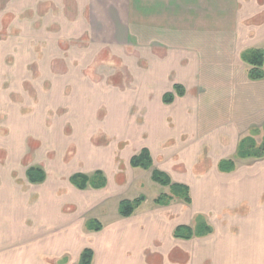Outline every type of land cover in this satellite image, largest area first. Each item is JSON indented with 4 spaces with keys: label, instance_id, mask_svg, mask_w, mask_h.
<instances>
[{
    "label": "crops",
    "instance_id": "0c3cea01",
    "mask_svg": "<svg viewBox=\"0 0 264 264\" xmlns=\"http://www.w3.org/2000/svg\"><path fill=\"white\" fill-rule=\"evenodd\" d=\"M66 1L72 0L61 5ZM138 3L139 28L134 20ZM86 4L76 6L91 10L93 18L95 11H126L125 23L121 14L120 22L141 48L145 114L141 144L129 164L143 149L149 150L156 169L173 183L189 187L192 204L177 199L149 209L143 198L132 217H118L121 224L88 230L87 222L100 223L91 212L104 202L103 190H79L70 181L76 173L70 174L67 194L36 198L35 222L46 223V228L35 231L39 243L28 261L13 256V264H78L85 249L94 251L93 264H264V158L237 160L232 172L219 169L221 162L235 158L243 138L256 130L264 134V80H250L241 58L245 50L264 44V23L248 24L264 15V4L257 0ZM102 19V25L110 24L109 14ZM176 86L183 95L176 93ZM169 94L174 100L166 104ZM97 151L86 175L103 167L110 186L109 176L119 180L122 166L112 154ZM121 177V184L127 185L128 178ZM133 198L129 201L142 197ZM182 226L201 230L209 226L212 233L176 238L174 232Z\"/></svg>",
    "mask_w": 264,
    "mask_h": 264
},
{
    "label": "rangeland",
    "instance_id": "374dc122",
    "mask_svg": "<svg viewBox=\"0 0 264 264\" xmlns=\"http://www.w3.org/2000/svg\"><path fill=\"white\" fill-rule=\"evenodd\" d=\"M66 2L0 0V264H13L19 255L28 261L39 243L35 231L46 228L35 222L36 198L67 194L70 174L89 175L97 150L122 166L119 180L109 176L104 202L91 212L103 227L119 222L120 201L137 194L150 209L170 192L152 180L151 171L129 164L141 144L145 111L141 48L119 19L121 14L125 23L126 11H95L93 18L91 10L76 6L93 0ZM107 14L110 24L102 25ZM250 23H264V15ZM259 48L264 51V44ZM262 139L258 135V144ZM32 166L50 180L29 183Z\"/></svg>",
    "mask_w": 264,
    "mask_h": 264
},
{
    "label": "trees",
    "instance_id": "16d2710c",
    "mask_svg": "<svg viewBox=\"0 0 264 264\" xmlns=\"http://www.w3.org/2000/svg\"><path fill=\"white\" fill-rule=\"evenodd\" d=\"M241 58L248 66V77L252 81L264 80V51L262 49H248L245 50ZM178 95H183V91L179 86L175 88ZM174 100V95L169 94L165 96L164 102L171 104ZM264 131V129H263ZM262 134V131H252L249 136L243 138L238 146L237 154L234 159L226 160L220 163L219 169L221 172H232L236 168V161L243 159H263L264 158V134L260 144L256 141V137ZM131 167L135 169H143L152 172V180L164 187L170 189L167 194H162L157 197L154 203L158 206H168L173 201L180 199L187 205L192 204V198L189 187L185 185L175 184L166 173L158 170L154 166L152 156L147 149H143L138 155L131 159ZM37 173L38 177H33ZM27 178L31 184H41L46 180V173L43 169L38 167H31L27 171ZM71 183L79 190H86L89 187L93 189H103L107 186V180L103 172H96L93 176L84 174H75L71 177ZM143 203V198L134 201L124 200L120 203V216L123 218L132 217ZM88 230H95L97 232L103 229V226L95 221L87 222ZM212 233V228L205 226V230H201L199 226L193 228L189 226L178 227L174 236L179 239L190 240L194 237L206 236ZM94 251L85 249L78 264H93Z\"/></svg>",
    "mask_w": 264,
    "mask_h": 264
}]
</instances>
